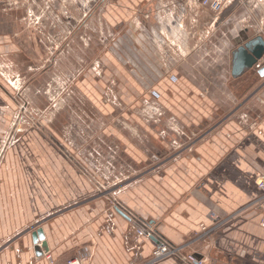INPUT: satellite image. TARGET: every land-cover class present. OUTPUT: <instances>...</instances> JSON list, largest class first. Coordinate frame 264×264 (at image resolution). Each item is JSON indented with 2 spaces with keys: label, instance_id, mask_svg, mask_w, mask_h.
<instances>
[{
  "label": "crops",
  "instance_id": "obj_1",
  "mask_svg": "<svg viewBox=\"0 0 264 264\" xmlns=\"http://www.w3.org/2000/svg\"><path fill=\"white\" fill-rule=\"evenodd\" d=\"M263 1L231 0L221 14L201 13L197 23L217 30L243 7L259 17ZM113 3V16L118 20L121 13L140 8L141 55L148 60L163 54L158 45L167 33L175 36L183 50L190 48L191 28L196 25L187 20L182 0ZM122 6L126 10L120 9ZM134 20L131 25L138 22ZM259 33L264 35V31ZM18 47L13 32L0 27V55L9 56L13 63ZM172 73L175 84L171 86L191 91L195 97L188 104L192 124L203 123L208 129L193 142L191 161L170 167L150 190H138L137 204L122 205L140 220L154 222L170 242L189 243L184 254L195 253L205 259L204 264H264V208L254 205L262 197L256 180L264 177V78H258L248 95L213 122L208 112L211 107L197 101V91L191 88L195 85L188 77L190 71L188 75L177 69ZM10 79L0 72V264H67L86 247L92 249L87 264L146 262L155 242L142 239L135 249L128 250L127 238L134 233L132 222L116 212L110 197L98 194L95 182L46 133L33 129L8 144L18 111L13 70ZM181 169L185 170L181 173L187 172L186 178L178 175ZM224 220L225 224L215 228ZM202 224L209 227L208 234L202 232ZM39 228L47 240L48 252L43 254L33 236ZM153 264L183 262L173 257Z\"/></svg>",
  "mask_w": 264,
  "mask_h": 264
},
{
  "label": "rangeland",
  "instance_id": "obj_2",
  "mask_svg": "<svg viewBox=\"0 0 264 264\" xmlns=\"http://www.w3.org/2000/svg\"><path fill=\"white\" fill-rule=\"evenodd\" d=\"M113 1L0 0V27L19 44L13 63L0 55V72L11 81L13 70L17 89L8 144L43 131L82 167L99 195L129 211L122 202L137 204L138 190H150L170 167L191 161L193 142L208 129L192 124L188 104L195 97L171 86L173 70L190 71L197 101L209 104L213 122L223 118L260 78L255 66L233 78L231 54L241 29H249L245 39L264 31V1L261 18L243 7L217 30L205 29L197 17L188 50L167 33L155 60L141 55L140 8L118 20ZM133 18L138 22L131 25Z\"/></svg>",
  "mask_w": 264,
  "mask_h": 264
},
{
  "label": "built area",
  "instance_id": "obj_3",
  "mask_svg": "<svg viewBox=\"0 0 264 264\" xmlns=\"http://www.w3.org/2000/svg\"><path fill=\"white\" fill-rule=\"evenodd\" d=\"M231 0H182V3L186 9V16L190 20L191 25L195 24L194 22L197 20V17L201 15L204 11H210L215 14H221ZM264 65V57L259 59L257 63L254 65L256 69H260ZM14 126V122L12 123ZM14 137L11 135L10 139L12 140ZM13 141V140H12ZM0 163H1V156H0ZM258 187L262 191V197L259 201L255 202V206H259V208H264V177L258 178L256 180ZM213 217L216 218V214H213ZM135 221L133 220V232L126 241V246L128 250H133L136 248L137 243L139 240L146 239L152 240V238H157L159 243H155V248L152 252L150 258L145 262H135L136 264H153L159 262L161 260L167 258L177 257L183 264H204L205 259L198 257L195 253H189L187 255L184 254V251L189 248V243L177 246L169 242L163 236H161L153 223L146 220H140L134 217ZM226 220L220 221L217 223L216 227L225 224ZM262 226H264V219L262 220ZM201 230L203 233L210 232L209 227L202 224ZM133 236V237H131ZM208 237V236H207ZM206 238V237H205ZM92 249L90 247L84 248L80 253L71 258L67 264H87L91 255ZM50 255L47 254V258L50 259Z\"/></svg>",
  "mask_w": 264,
  "mask_h": 264
},
{
  "label": "water",
  "instance_id": "obj_4",
  "mask_svg": "<svg viewBox=\"0 0 264 264\" xmlns=\"http://www.w3.org/2000/svg\"><path fill=\"white\" fill-rule=\"evenodd\" d=\"M264 57V35L256 34L253 37L247 38L244 43L236 47L231 54V75L233 78H240L248 71L254 67L257 61ZM259 77L264 78V65L257 70ZM116 212L127 219L129 222L135 221L134 217L131 216L129 211L124 210L122 207H115ZM134 223V222H133ZM34 241L39 247L40 254L48 252L47 240L42 228H39L34 233ZM152 240L157 244L159 240L157 238H152ZM39 252V251H38Z\"/></svg>",
  "mask_w": 264,
  "mask_h": 264
},
{
  "label": "flooded vegetation",
  "instance_id": "obj_5",
  "mask_svg": "<svg viewBox=\"0 0 264 264\" xmlns=\"http://www.w3.org/2000/svg\"><path fill=\"white\" fill-rule=\"evenodd\" d=\"M248 32H249V30L246 29V30H243L242 32L239 33V38H238V40H240L241 38H243V39H242L243 42L240 41L236 47H238L239 45H241L242 43H244V41H245L247 38H249V37H247V38L245 39V37L247 36ZM244 39H245V40H244ZM236 47H235V48H236ZM232 51H233V50H232Z\"/></svg>",
  "mask_w": 264,
  "mask_h": 264
},
{
  "label": "trees",
  "instance_id": "obj_6",
  "mask_svg": "<svg viewBox=\"0 0 264 264\" xmlns=\"http://www.w3.org/2000/svg\"><path fill=\"white\" fill-rule=\"evenodd\" d=\"M155 227H156V225H155ZM156 230H157V232L161 235V236H163L164 238H165V236L158 230V228L156 227ZM166 239V238H165ZM169 241V240H168ZM170 242V241H169ZM172 243V242H171ZM172 244H174V245H178V244H175V243H172Z\"/></svg>",
  "mask_w": 264,
  "mask_h": 264
}]
</instances>
